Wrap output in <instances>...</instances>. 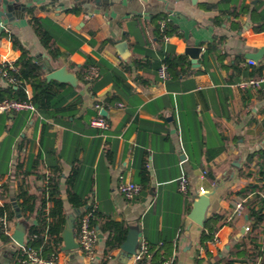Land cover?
Returning <instances> with one entry per match:
<instances>
[{"label": "crops", "instance_id": "obj_1", "mask_svg": "<svg viewBox=\"0 0 264 264\" xmlns=\"http://www.w3.org/2000/svg\"><path fill=\"white\" fill-rule=\"evenodd\" d=\"M21 1L24 8L0 16V64L20 55L13 35L44 77L65 66L78 85L58 82L64 95L55 108L0 113V188L5 186L0 206L11 231L21 190L36 198L34 210L22 215L30 226L42 189L51 182L62 201L64 227L72 217L76 242L83 207L73 203H84L95 206L100 221L138 229L150 246L147 264H209L217 258L264 264V217L249 235L255 246L244 231L256 222L248 213L264 215V176L257 174L264 171V82L239 86L264 64V51L254 66L246 62L248 53L264 48V30H257L264 26V0ZM27 8L46 20L59 49L56 58L36 36ZM166 21L174 33L165 40L156 29ZM119 42L125 43L123 55ZM188 46L201 47L195 64ZM166 54L183 55L185 63L162 80L158 67ZM0 85L6 83L0 79ZM97 114L108 121L107 129L89 124ZM181 175L188 179L186 193L178 188ZM125 181L140 185L132 199L118 189ZM205 192L213 193L204 222L221 224L212 235L217 240L202 243L204 222L199 225L190 215ZM51 207L45 197V213ZM96 227L93 258L78 247L63 250L61 236L57 263H134L120 247L106 253L108 232ZM248 253L256 255L244 258ZM13 257V241H0V264H12Z\"/></svg>", "mask_w": 264, "mask_h": 264}, {"label": "trees", "instance_id": "obj_2", "mask_svg": "<svg viewBox=\"0 0 264 264\" xmlns=\"http://www.w3.org/2000/svg\"><path fill=\"white\" fill-rule=\"evenodd\" d=\"M26 12L29 16V21L32 29L34 30L42 46L52 58H56L59 55V49L53 41V33L47 27L46 20L35 16L33 13V8H27ZM163 26L164 27L161 29H156V36L161 39L167 35H170L171 33H174V28H172L167 21ZM257 30H264V26L260 27ZM9 38L12 41L13 46L20 50V55L13 62V64L16 66V69H6L4 63L0 64V70L6 69V76H10L14 79V82L10 83L7 81L6 77L0 76V79L6 83L5 86L0 85V100L4 98L26 100L31 102L34 107L39 110L45 108H55L56 104H59L63 99L64 94L60 91L63 85L54 80L47 81L43 74V68L32 59L28 49H26L15 36L9 35ZM214 47L215 45H212L211 43L208 44L209 51H212ZM163 63L166 65L168 74L175 75L177 72H180V70H177V67L182 68L183 64L185 63V56L177 54H166L164 56ZM232 66L234 68L240 69V67L236 66L234 63ZM262 69H264V64L260 65L255 70L250 71L248 76L258 77L262 74ZM26 88L31 89V96H28L26 94ZM69 94H71L70 91L67 92V96ZM257 174L260 176H264V171L260 170L257 172ZM250 188L251 190H255L256 187L252 185L250 186ZM3 191H5L4 185H2L0 188V196L3 195ZM41 194L42 196L40 198V204L36 209L34 221L28 228L26 245L41 248L43 253L49 254L51 251L58 252V250H60L61 232L63 230L65 221L63 218L62 201L57 196L56 187L52 185L51 182H48V184L42 189ZM17 196V198L20 199V212L24 217L27 218L29 214L34 210V201L36 198L29 195L25 190H21V192ZM45 197H48V199L52 202V207L47 213H45V211L43 210V207L45 205ZM73 204L78 207H83L82 212L91 208L90 205H86L84 203ZM247 208L248 210H252L251 206H248ZM1 214L2 208L0 206V215ZM252 215H255L256 222L250 225V230L246 234L247 236H249L253 232L256 226L260 224V219L264 217V215H262L261 213H248L249 218H251ZM100 218L102 217H100L96 213V210H94L93 215L90 219V223L94 227L98 225L99 229L108 232V236L106 239L107 253L115 248L120 247L126 237L129 226L123 221L117 222L108 218L100 221ZM220 224L221 223L214 224V222H211V219H208L206 222H204L200 241L203 243L212 238L213 233L220 226ZM253 239V236H249V242L253 243V245L255 246L256 244L254 243ZM0 241L3 244L11 241V237L4 234L1 228ZM162 247L163 245L160 246L161 249ZM161 249H158L156 251V255L158 257ZM163 249H167L166 245L163 247ZM254 255H256V253H248L244 258L252 259L254 258ZM230 263L232 262H224L222 258H217L216 260L209 262V264ZM138 264H147V260L140 261L138 262Z\"/></svg>", "mask_w": 264, "mask_h": 264}, {"label": "built area", "instance_id": "obj_3", "mask_svg": "<svg viewBox=\"0 0 264 264\" xmlns=\"http://www.w3.org/2000/svg\"><path fill=\"white\" fill-rule=\"evenodd\" d=\"M164 39H168L167 36ZM247 64L250 66H254V60L248 59L246 60ZM4 66L9 69H16V66L13 62H4ZM3 67V68H5ZM6 69L0 70V76L6 77L7 81L10 83L14 82V79L10 76H6ZM158 76L160 79L164 80L168 78L169 74L166 69V65L161 63L158 67ZM264 82V72L258 77L255 76H247L239 82V86L242 88L245 87H258L260 83ZM98 107V104L95 105ZM35 110L34 105L26 100H15L4 98L0 100V113H13L15 111L20 110ZM89 124L93 127H96L101 130H105L109 127L108 121L101 115L97 114L92 117L89 121ZM178 188L181 192L186 193L188 190V179L185 175H181L178 179ZM120 193L126 199H132L135 195L138 194L140 190V185L134 182L125 181L122 182L118 187ZM199 192H204L203 188H199ZM91 206L90 209L84 210L78 218L77 222V243L79 251L85 255L86 257L93 258L95 256L96 244L98 241V231L96 228L91 225L90 219L93 215V211L95 210V206L92 204H88ZM241 203H237L235 206L236 212H239L241 209ZM0 228L2 232L11 237L12 231L11 227L8 224V221L5 219L4 215H0ZM250 226L245 225L244 231H249ZM27 238L25 239L24 245L16 244L12 238L14 244V257L12 260V264H58L57 263V253L51 251L49 254L44 255L41 248H36L33 246H27ZM217 240L216 236L212 238V242ZM150 256V246L148 242L143 237H138V243L135 248V252L131 254V257L134 261L133 264H138L140 261L147 260ZM162 264H169V262H163Z\"/></svg>", "mask_w": 264, "mask_h": 264}, {"label": "water", "instance_id": "obj_4", "mask_svg": "<svg viewBox=\"0 0 264 264\" xmlns=\"http://www.w3.org/2000/svg\"><path fill=\"white\" fill-rule=\"evenodd\" d=\"M98 1V0H95ZM22 9L24 8V3L21 0H0V16L6 15L7 17L12 16V12L14 13L15 9ZM21 12V11H20ZM124 42H119L117 44V48L119 49V53L121 55L124 54ZM186 53L190 56L191 62L196 63L199 53L201 51V47L199 46H188L185 49ZM262 51L264 48H261L256 53H248L247 58L251 60H257L260 58ZM45 78L47 81L55 80L57 82H66L72 85L73 87H77V78L73 72L69 71L65 66H61L57 69H53L45 74ZM101 113L104 114L105 111L101 110ZM213 192H205L202 193L193 203L191 209L190 218L199 225H202L205 219V212L209 204V196ZM17 219L15 222V227L12 231L11 238L12 240L18 245H24L27 230L29 228V222L22 216L20 212L16 214ZM73 220L72 217L69 216L66 220V225L61 233L63 238L64 245L62 246L63 250H72L78 247V243L75 241L73 232ZM97 229V227H96ZM138 229L130 228L126 234V237L120 248L123 253L127 255H131L135 252V248L138 243Z\"/></svg>", "mask_w": 264, "mask_h": 264}]
</instances>
